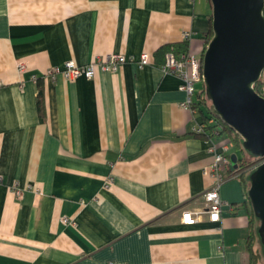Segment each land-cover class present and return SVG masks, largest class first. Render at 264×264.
<instances>
[{
  "label": "crops",
  "instance_id": "1",
  "mask_svg": "<svg viewBox=\"0 0 264 264\" xmlns=\"http://www.w3.org/2000/svg\"><path fill=\"white\" fill-rule=\"evenodd\" d=\"M212 9L211 0H0V264H253L251 252L262 264L250 172L222 184L220 221H182L205 206L211 141L230 138L195 132L203 84L188 105L162 65L171 47L203 54ZM143 52V67L46 75L69 59Z\"/></svg>",
  "mask_w": 264,
  "mask_h": 264
},
{
  "label": "water",
  "instance_id": "2",
  "mask_svg": "<svg viewBox=\"0 0 264 264\" xmlns=\"http://www.w3.org/2000/svg\"><path fill=\"white\" fill-rule=\"evenodd\" d=\"M214 35L202 54L205 92L215 113L264 156V95L253 85L264 73V0H211ZM239 167L231 153L230 169ZM248 195L264 246V163L250 174Z\"/></svg>",
  "mask_w": 264,
  "mask_h": 264
},
{
  "label": "built area",
  "instance_id": "3",
  "mask_svg": "<svg viewBox=\"0 0 264 264\" xmlns=\"http://www.w3.org/2000/svg\"><path fill=\"white\" fill-rule=\"evenodd\" d=\"M191 37L189 32L184 33V38L188 40ZM127 62H137L140 67H143L151 62L150 54L143 52L136 58L135 56H126L116 53H111L106 57H94L89 63L79 65L73 59L67 60L62 67L57 66L47 71V76L55 77L56 74H62L66 79H76L82 75L89 78L93 77L97 69L106 71H116L119 67ZM202 55H197L192 52H177L173 47L165 54V61L162 65L164 72L172 73L182 80L181 88L187 91V104L193 103V96L197 92L198 84L204 85ZM205 88V85H204ZM206 96L208 103L211 101ZM204 123L198 122L195 127V132L201 133L204 131ZM234 146L232 140H228L222 144L211 141L209 151L214 154L213 161L203 169L204 174L210 175L213 179L211 186L204 192L205 206L198 210H185L182 214V221L186 224H194L198 221L202 213H207L212 222L221 220L224 201L221 197V186L229 178L237 175L230 170V148ZM262 163L264 156L256 159L247 168L248 172L252 173ZM17 195L20 197L22 191L16 189ZM68 221L67 217L63 218Z\"/></svg>",
  "mask_w": 264,
  "mask_h": 264
},
{
  "label": "trees",
  "instance_id": "4",
  "mask_svg": "<svg viewBox=\"0 0 264 264\" xmlns=\"http://www.w3.org/2000/svg\"><path fill=\"white\" fill-rule=\"evenodd\" d=\"M211 21H212V19H211ZM213 35H214V32H213L212 23H211V27H210L209 31L204 34V39H205L206 45L210 42ZM181 47L182 48L186 47V45H183ZM262 85H263V80L261 77V79L258 82H256L253 85V87L255 88V90L258 93L264 95L263 90H262ZM200 94L201 95H200V101H199L198 106H200L199 110L203 114V119H204L203 123H204L205 127H204V131L201 133H198V134L202 135L208 139H211L217 135H226L230 138V140H233L236 150L242 151V153L245 154L246 157L242 156L239 159L241 164H242V167L240 169L233 170L232 172L237 174L238 176L243 175L244 169L245 168L247 169L251 165L252 162H254L256 159H258L260 157L253 156L250 153H248V151L243 146V138H241V136L237 132H235L230 126L225 124L221 120V118L215 113L213 106L210 103H208L206 96H203L204 94L206 95L204 85L202 86ZM202 105L205 106L206 111L204 110V108L203 109L201 108ZM39 109L42 110V102L40 100H39ZM249 159H252V161H249ZM249 182H251L250 179H249ZM256 232H257V230H256ZM258 237H259V235H258ZM257 256L258 255L256 253L251 252V259L253 260V264H256Z\"/></svg>",
  "mask_w": 264,
  "mask_h": 264
},
{
  "label": "rangeland",
  "instance_id": "5",
  "mask_svg": "<svg viewBox=\"0 0 264 264\" xmlns=\"http://www.w3.org/2000/svg\"><path fill=\"white\" fill-rule=\"evenodd\" d=\"M262 80H263V85H262V90H263V93H264V73H263V76H262ZM233 144H234V141L232 140ZM249 161H252V159H249ZM260 251H261V254H262V264H264V246L260 245Z\"/></svg>",
  "mask_w": 264,
  "mask_h": 264
},
{
  "label": "flooded vegetation",
  "instance_id": "6",
  "mask_svg": "<svg viewBox=\"0 0 264 264\" xmlns=\"http://www.w3.org/2000/svg\"><path fill=\"white\" fill-rule=\"evenodd\" d=\"M230 159H231V153H230ZM242 167V164H241V162H239V167L237 168V169H240ZM231 170V169H230ZM236 170V169H235ZM231 171H233V170H231ZM244 172L245 173H247L248 172V170L245 168L244 169Z\"/></svg>",
  "mask_w": 264,
  "mask_h": 264
}]
</instances>
